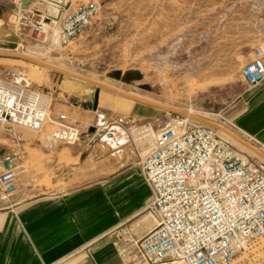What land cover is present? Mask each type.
Masks as SVG:
<instances>
[{"label":"rangeland","instance_id":"rangeland-1","mask_svg":"<svg viewBox=\"0 0 264 264\" xmlns=\"http://www.w3.org/2000/svg\"><path fill=\"white\" fill-rule=\"evenodd\" d=\"M96 1L101 12L92 27L64 49L25 45L10 50L31 53L125 90L193 110L240 133L225 112L248 89L242 68L254 59L253 50L264 44V0ZM0 78L49 99V118L41 132L19 129L27 146L28 140L36 138L39 145L50 147L48 137L59 127L56 122L62 114L79 124L82 132L96 126L101 117L108 124H125L134 110L149 114L136 126L135 136L146 123L163 128L172 116L105 90H100L96 105L97 87L24 60L0 57ZM17 145L0 126V151ZM31 152L24 153L21 163L33 176H21V184L35 192L58 189L50 181L29 183L44 171L43 153ZM147 214L155 219L150 211ZM257 243L256 250L243 254L236 264H264V241Z\"/></svg>","mask_w":264,"mask_h":264},{"label":"built area","instance_id":"built-area-1","mask_svg":"<svg viewBox=\"0 0 264 264\" xmlns=\"http://www.w3.org/2000/svg\"><path fill=\"white\" fill-rule=\"evenodd\" d=\"M15 1L12 24L47 50H62L86 34L101 12L97 1ZM253 55L242 68L248 89L264 82V44ZM40 95L0 78V126L18 145L23 142L20 128L41 132L49 118V106ZM56 123L59 127L48 137L51 146L81 142L79 124L64 114ZM111 124L121 126L123 121ZM139 129L135 140L149 145L142 163L152 190L146 211L156 223L141 233L134 223L110 232L122 262L236 264L256 250L259 244L254 243L264 241V162L250 158L215 128L180 115L172 114L161 129L151 123ZM19 177L17 167L0 157V211L14 207Z\"/></svg>","mask_w":264,"mask_h":264},{"label":"crops","instance_id":"crops-1","mask_svg":"<svg viewBox=\"0 0 264 264\" xmlns=\"http://www.w3.org/2000/svg\"><path fill=\"white\" fill-rule=\"evenodd\" d=\"M17 6L15 0H0V47H39L12 24ZM225 114L264 150V82L247 89ZM147 118L149 114L134 110L121 126L98 120L83 131L80 143L70 147H43L31 138L28 146L22 143L0 151L20 177L33 176L21 163L24 153H43L44 171L29 183L50 181L58 188L35 192L19 177L14 207L0 211V264H124L110 232L134 223L141 233L156 222L146 211L152 190L142 169L149 145L134 138L136 126Z\"/></svg>","mask_w":264,"mask_h":264},{"label":"water","instance_id":"water-1","mask_svg":"<svg viewBox=\"0 0 264 264\" xmlns=\"http://www.w3.org/2000/svg\"><path fill=\"white\" fill-rule=\"evenodd\" d=\"M0 57L3 58H12V59H19L24 60L27 62H31L33 64H36L40 67H43L45 69L51 70L53 72L59 73L60 75H64L67 77H70L72 79L87 83L89 85L95 86L98 88V91L96 93V105L99 102V94L100 90L105 89L107 91L113 92L115 94L121 95L123 97H126L128 99H131L137 103L153 107L156 109L163 110L165 112H168L170 114L180 115L183 117H186L194 122L210 126L212 128H215L216 130L224 133L232 140L236 141L240 145L244 146L245 148L249 149L250 151L254 152L257 156L264 159V150L258 146L257 144L253 143L252 141L245 138L243 135L235 131L234 129L230 128L226 124L219 122L215 119L209 118L207 116L198 114V113H191L187 109L170 105L161 101H158L156 99L144 96L140 93L128 91L125 89H122L120 87H116L113 85H110L108 83H105L104 81L92 78L86 74L73 71L70 69H65L60 66H57L41 57H38L36 55H33L31 53H27L24 51H17V50H9V49H0ZM3 154V153H2Z\"/></svg>","mask_w":264,"mask_h":264},{"label":"bare ground","instance_id":"bare-ground-1","mask_svg":"<svg viewBox=\"0 0 264 264\" xmlns=\"http://www.w3.org/2000/svg\"><path fill=\"white\" fill-rule=\"evenodd\" d=\"M58 66V65H57ZM61 67V66H60ZM63 68V67H62ZM66 69V68H65ZM93 78V77H92ZM96 79V78H95ZM99 80V79H98ZM101 81H103V80H101ZM105 82V81H104ZM105 83H108V82H105ZM108 84H110V83H108ZM110 85H113V84H110ZM113 86H116V85H113ZM116 87H119V86H116ZM121 88V87H120ZM123 89V88H122ZM102 90H105V89H102ZM105 91H107V90H105ZM108 92H110V91H108ZM111 93H113V92H111ZM115 94V93H114ZM118 95V94H117ZM121 96V95H120ZM123 97V96H122ZM124 98H126V97H124ZM128 99V98H127ZM40 100L41 101H43L44 103H46L48 106H49V99L48 98H46L45 96H43V95H40ZM129 100H131V99H129ZM133 101V100H132ZM189 112H191V113H195V111H193V110H188ZM220 132V131H219ZM220 134L223 136V137H225L226 139H228L229 141H231L234 145H236L238 148H240L242 151H244V152H246L247 154H249V155H252V156H256V157H258L259 159H260V161H263L264 162V159L263 158H261V157H259V156H257L254 152H252V151H250L249 149H247V148H245L244 146H242V145H240L239 143H237L236 141H234V140H232L231 138H229L227 135H225L224 133H222V132H220Z\"/></svg>","mask_w":264,"mask_h":264}]
</instances>
